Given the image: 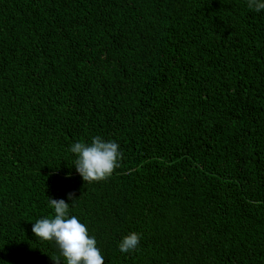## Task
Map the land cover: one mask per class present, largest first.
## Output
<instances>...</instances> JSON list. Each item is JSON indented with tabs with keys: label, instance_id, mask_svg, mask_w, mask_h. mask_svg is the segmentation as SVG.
<instances>
[{
	"label": "trees",
	"instance_id": "trees-1",
	"mask_svg": "<svg viewBox=\"0 0 264 264\" xmlns=\"http://www.w3.org/2000/svg\"><path fill=\"white\" fill-rule=\"evenodd\" d=\"M97 135L123 160L85 184L70 148ZM49 197L105 264H264V10L0 0V264H55Z\"/></svg>",
	"mask_w": 264,
	"mask_h": 264
},
{
	"label": "clouds",
	"instance_id": "clouds-1",
	"mask_svg": "<svg viewBox=\"0 0 264 264\" xmlns=\"http://www.w3.org/2000/svg\"><path fill=\"white\" fill-rule=\"evenodd\" d=\"M248 7L260 12L264 10V0H248ZM70 151L76 156L74 166L85 184L108 180L123 160L120 145L115 141H105L99 135L92 137L90 143H73ZM77 199L74 193L68 194L71 204ZM49 205L54 214L33 223L32 232L37 240L54 244L58 250V255L51 256L55 264H105L96 237L90 235L87 225L77 216H70V203L49 197ZM140 239L136 232L126 235L119 243V250L122 253L136 251Z\"/></svg>",
	"mask_w": 264,
	"mask_h": 264
}]
</instances>
